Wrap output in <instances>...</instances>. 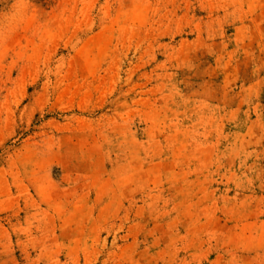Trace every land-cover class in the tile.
Wrapping results in <instances>:
<instances>
[{"label":"rangeland","instance_id":"obj_1","mask_svg":"<svg viewBox=\"0 0 264 264\" xmlns=\"http://www.w3.org/2000/svg\"><path fill=\"white\" fill-rule=\"evenodd\" d=\"M0 264H264V0H0Z\"/></svg>","mask_w":264,"mask_h":264}]
</instances>
